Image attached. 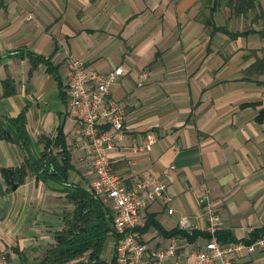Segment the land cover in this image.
<instances>
[{
    "label": "crops",
    "instance_id": "obj_1",
    "mask_svg": "<svg viewBox=\"0 0 264 264\" xmlns=\"http://www.w3.org/2000/svg\"><path fill=\"white\" fill-rule=\"evenodd\" d=\"M252 1L237 13L230 0H0V116L25 110L36 158L42 136L54 140L62 130L73 165L67 181L90 191L93 170L68 106L66 55L105 72L122 66L109 92L126 110L124 134L110 150L113 168L128 187L151 176L166 180L170 196L143 210V239L155 248L176 240L167 263L189 258L208 238L200 201L207 186L227 231L221 242L245 241L264 226V0ZM29 52L49 58L54 71L44 61L31 71ZM6 80L14 92L5 93ZM149 132L157 136L152 147L135 149ZM27 166L21 146L0 137V264L37 260L75 207L62 181ZM4 168L15 171L16 188ZM99 198L113 214L112 198ZM112 227L103 263L93 264L113 261L119 233ZM230 256L264 264V247Z\"/></svg>",
    "mask_w": 264,
    "mask_h": 264
},
{
    "label": "built area",
    "instance_id": "obj_2",
    "mask_svg": "<svg viewBox=\"0 0 264 264\" xmlns=\"http://www.w3.org/2000/svg\"><path fill=\"white\" fill-rule=\"evenodd\" d=\"M66 60L68 106L78 120L86 150L85 160L93 170L89 190L95 196L112 198L113 226L121 234L115 241L114 258L118 264H237L231 253L240 255L246 251L251 254L264 247V235L250 243L221 242L218 231L223 226V220L210 199L209 188L204 186L200 201L207 218L209 237L189 258H176L167 263L166 259L175 253L177 241L174 240L167 247L155 248L143 239L139 229L144 224L143 210L148 204L159 199H170L166 180L151 176L146 181H136L128 187L114 170L110 158V150L116 147L124 134L126 110L122 104L109 97V92L110 86L122 75L123 68L117 66L106 72L97 70L71 52L67 53ZM146 75V72L141 73V81ZM156 139V134L149 132L140 139L135 149L149 150ZM172 167L166 168L164 174L169 175ZM143 187L147 189L146 195L141 194ZM169 212L172 210L169 209ZM180 225L182 229L190 227L185 216Z\"/></svg>",
    "mask_w": 264,
    "mask_h": 264
},
{
    "label": "trees",
    "instance_id": "obj_3",
    "mask_svg": "<svg viewBox=\"0 0 264 264\" xmlns=\"http://www.w3.org/2000/svg\"><path fill=\"white\" fill-rule=\"evenodd\" d=\"M230 5L235 12L240 13L252 7V0H230ZM253 29L239 31L235 34H246ZM32 62V69L35 65L44 61L49 65V69L54 71L51 61L43 58L41 55L29 52ZM15 91V87L11 85L9 80L5 81V93L9 94ZM259 120L264 119V109L261 110ZM27 117L25 110H22L16 117H1L0 116V137L9 138L17 142L25 153L27 168L32 172L38 173L43 178L51 177L62 181L66 186V193L75 201V207L65 213V226L56 234V242L46 249L44 254L32 263L25 264H40V260L48 255L45 264H93V262L100 263L101 253L105 241L110 233L113 231V214L105 207L103 201L96 197L91 191L76 184L68 183V171L73 168L70 163V152L67 148L65 136L63 131H58V135L54 140L42 136L45 142L44 150L41 156L36 158L31 151V136L27 130ZM52 147H59L58 152L61 155V160L58 159L57 153L53 152ZM62 161V162H61ZM26 171V165L20 168V172ZM24 174V173H23ZM73 187V188H71ZM95 222L93 226H88L86 230L79 231L81 226H87L89 223ZM142 231L143 228L139 227ZM178 230L170 231L169 234H176ZM226 230L218 231V238L224 241L223 235ZM188 237L197 234V231L189 233L183 232ZM117 234V233H116ZM118 237L121 234H117ZM264 235V226L253 230L251 236L245 239V242L250 243L260 236ZM209 237V234H207ZM87 255V259H82ZM24 264V263H23ZM110 264H118L114 258Z\"/></svg>",
    "mask_w": 264,
    "mask_h": 264
},
{
    "label": "water",
    "instance_id": "obj_4",
    "mask_svg": "<svg viewBox=\"0 0 264 264\" xmlns=\"http://www.w3.org/2000/svg\"><path fill=\"white\" fill-rule=\"evenodd\" d=\"M8 137H10V134H8ZM3 173L5 176L6 181L13 186V188H16L18 186V182L15 180V171L13 169L9 168H4ZM95 222L89 223L87 226H81L79 228V231H84L87 229L88 226H93ZM48 259V255L44 256L40 260V264H45ZM71 264H76V263H71Z\"/></svg>",
    "mask_w": 264,
    "mask_h": 264
}]
</instances>
